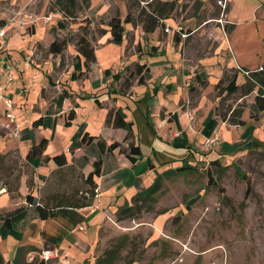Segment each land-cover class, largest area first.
I'll list each match as a JSON object with an SVG mask.
<instances>
[{
	"label": "rangeland",
	"instance_id": "374dc122",
	"mask_svg": "<svg viewBox=\"0 0 264 264\" xmlns=\"http://www.w3.org/2000/svg\"><path fill=\"white\" fill-rule=\"evenodd\" d=\"M56 1L0 0V25L7 27L8 50L13 51V55L19 49L26 50L29 45L24 62L33 64L34 56H42L44 60L48 55L49 51L45 49L47 44L66 40L74 49L79 38L86 33L91 46L96 49L97 63L101 68L119 67V61L125 54L121 68L129 74L135 70V65L130 63L138 61L133 60V55L137 53V46H142L141 41L150 46L158 45L163 47V57L144 55L146 62L154 68L152 83L164 78L161 69L167 65L178 70V74L181 68L186 69L188 74L186 78L181 75V79L188 80V86L178 84L181 80L178 82L176 77L171 81L176 83L179 92L183 91L182 94L185 95L187 90L190 92L185 115L190 121V130L200 131L196 105L202 95L204 100L200 109L204 110L207 96L212 90L214 96L221 99L217 111L227 121L228 127L223 136L218 132L215 137L218 140L212 146L207 145V140L204 143L202 140L194 142L193 137L188 142L161 141L160 138L156 139L145 119L136 112L137 104L131 103L129 98H121L126 101L121 103L126 107L128 119L135 124L141 138L140 147L145 154L153 151L152 146L163 153V157H154V169L162 173L187 161L197 170L165 178L154 211L143 212L136 219L123 222H118L115 214L101 232L92 264H97L100 257H110L112 251L118 252L113 255L112 264H264V114H258V121L251 118L256 114L255 93L244 96L239 91L229 96L224 92L226 84L215 89L218 80L231 76L233 72L240 73L239 83H243L246 76L244 71L237 69L239 65L253 71L264 64V0H90L87 3L78 0L74 17H66L64 13L56 11ZM167 2L175 4V10L168 19L161 21V27L150 37L142 29L145 17L161 8L166 10L163 4ZM52 14L60 17L51 18ZM128 15L134 21L125 24ZM116 16L120 17L125 29L122 45L109 41V23ZM230 24H234L235 29L229 33L227 28ZM101 30L108 31L100 35ZM9 35L12 36L10 40ZM176 36L184 44L182 52L175 45ZM145 42L143 46L147 47ZM160 43H167V46ZM159 47L154 51H158ZM200 58H204L201 64ZM161 59L166 62H159ZM199 73L207 81L198 79ZM6 75V83L0 84V108L3 107L0 110L5 117L10 111L3 100L8 96L6 85L14 81V75ZM9 77L13 79L10 81ZM153 87L154 84L149 88L138 86L136 91L138 95L145 93L153 96ZM168 89L164 85L161 91L166 95ZM162 95L160 98L164 99ZM165 97L168 99L171 96ZM174 101L176 105L179 104L176 99ZM150 105L151 121L159 125L160 115L153 118L158 101ZM238 119L248 121L239 133L233 129L235 125L231 122ZM8 124L10 122L4 124L0 120V194L4 192L14 203H19L26 201L30 194L44 200L47 196L66 190H88L72 171L65 170L63 175L54 171L44 179L40 177L15 142L19 139L17 124H14L15 127ZM167 131L163 130L162 137H168ZM219 142H222V148L218 149L220 158L217 155L206 157L204 153L215 154ZM216 158L219 166L211 163ZM45 170L42 173H46ZM209 171L217 186L209 184ZM152 174L156 175L155 170H152ZM244 176L252 182L253 190L248 199ZM115 195L119 197L117 206L126 202L120 191ZM13 209H1L0 218ZM32 248L20 255L17 263V250L14 257L5 259L3 256L4 264L40 263L44 260V252Z\"/></svg>",
	"mask_w": 264,
	"mask_h": 264
},
{
	"label": "crops",
	"instance_id": "0c3cea01",
	"mask_svg": "<svg viewBox=\"0 0 264 264\" xmlns=\"http://www.w3.org/2000/svg\"><path fill=\"white\" fill-rule=\"evenodd\" d=\"M54 17L60 16L52 14L51 18ZM234 29L235 25L229 33ZM107 31L101 30L100 35L106 34ZM156 31L149 34L150 37L155 35ZM11 37L9 35V40ZM23 39L25 40L24 37ZM109 41L113 42L111 32ZM143 42L145 41H141V52L137 51L133 55V60L138 61L130 63L135 65V68L139 64L147 65L149 69L148 74L145 75V80L139 83L138 76L132 77L135 70L128 74L121 68L125 54L119 61L121 64L119 67L111 66L104 70L96 61L92 65L91 71H87L84 58L79 55L78 46H74L73 49L68 41L61 53L51 52L52 43L47 44L45 49H48V55L44 60L42 56H34L35 63L33 64L24 62V54L29 51V45L26 50L19 49L15 52L16 55H13V51L8 50L9 43L7 41L6 51L0 53V64H3L0 70V84L6 83L8 76L6 74L14 75V81L6 85V93L13 102L15 124L19 129V139H16L15 142L19 144L20 150L26 158L34 146L43 141L47 142L42 156L32 162H27L36 169L40 177L45 178L59 169L52 158L64 154L68 162L67 167L75 166L86 177L94 171V163L101 162L102 175L97 179V196L92 206L81 209L61 208L57 211L56 217L48 220H42L36 206L28 204L27 199L14 203L8 194L4 192L0 194V210L14 208L12 211H15L17 208L20 209V212L12 217L10 227L3 222L0 223V251L5 259L14 257L19 247H35L42 253L58 250L59 257L45 261L46 264H63L62 260H67L66 264H92L101 240V232L113 220L118 208L127 202L130 203L136 194L149 188L157 174L161 173L156 168L153 169L152 166L154 165V157L159 155L163 157V153L157 152L156 147L152 146L153 151L148 155L145 154L140 147L141 138L135 130V124L128 119L126 107L121 103V101H126L121 100V98H129L131 103L137 104L136 112L145 119L147 125L155 133L156 139L160 138L161 141L185 140L188 142L193 137L194 140L192 141L202 140L204 143L205 140L215 139L218 132H221L222 136L227 132L225 130L228 128L227 121H224L217 111L221 105V99L214 96L213 90L207 96L204 110L200 109L204 100L202 95L198 105H196L200 131L190 130V121L188 117L185 118L190 103V92L187 90L185 95L182 94L183 91L179 92L176 83L171 81L176 77L178 82L181 80L178 84L184 83V86H188L186 84L188 80L185 79L188 72L185 68H181L178 74V70L174 69L173 66L167 65L165 69L160 67L164 73V78L160 82L152 83L154 68L146 62L144 55H161L163 47L151 43L150 46L146 42L148 46L144 47ZM160 44L167 46V43ZM175 45L180 48L181 52L183 51L184 44L179 36L175 38ZM158 47L159 50L154 51ZM149 49H151L150 52ZM94 50L96 51V49ZM164 54L166 53L164 52ZM203 59L200 58V64ZM159 62L166 61L161 59ZM238 68L243 71L247 70L240 65ZM107 70H109L108 73ZM225 70L233 71V69ZM181 75L185 78L181 79ZM239 75L240 73L237 83L242 86L245 80L240 84ZM197 77L202 82L207 81L202 78L200 73ZM127 79L130 82L128 89ZM166 82L168 83L165 84ZM151 84H154L155 93L153 96L145 93L138 95L136 91L138 86L149 88ZM164 85L169 87L166 95L171 97L168 99L165 97V93L161 91ZM205 90L203 89V91ZM161 95L164 96V99L160 98ZM184 96H186L185 100ZM174 99L179 102L178 105L175 104ZM155 100L156 103L158 101V107L153 118L160 115L159 125L151 121L150 110H152V106L150 103ZM94 104L96 105L94 106ZM111 110H122L126 115V121L132 123L133 135L128 140V132L125 129L116 128L107 122ZM72 111H74L75 116L70 119L69 115ZM0 120L4 124L10 122L7 117L2 115L1 110ZM242 121L244 124L248 123L247 120L243 119ZM8 125L15 127L14 124ZM241 127L243 125H235L233 129L239 133ZM166 129H168V137L164 138L162 137L163 130ZM158 130L160 131L159 134H157ZM194 134L196 138H194ZM85 135L94 137L95 140L88 145L84 144ZM99 141L105 143L107 147L113 143L120 144V147L114 151L103 153L99 147ZM131 144L141 148L142 155L137 158L136 163H133L124 153V151L129 150ZM183 144L185 145V142ZM218 144L220 146L215 148V154H212V157L217 155L220 158L218 149L219 147L222 148V142ZM97 147L102 154L99 153ZM150 163L153 165L151 166ZM43 169H46V173H42ZM152 170H155V176H153ZM118 191L124 194L126 202L117 206L119 197L115 194ZM37 196L35 195V197ZM130 197H132L131 200H129Z\"/></svg>",
	"mask_w": 264,
	"mask_h": 264
},
{
	"label": "trees",
	"instance_id": "16d2710c",
	"mask_svg": "<svg viewBox=\"0 0 264 264\" xmlns=\"http://www.w3.org/2000/svg\"><path fill=\"white\" fill-rule=\"evenodd\" d=\"M85 3L89 2L90 0H83ZM79 3L78 0H57L54 3V9L56 11H60L64 13L66 17H74L75 12L77 10ZM165 8H161L154 12L153 14H147L145 20L142 24V29L146 34L154 33L159 27H161V21L166 20L170 17V14L175 10V4L171 2H167L163 4ZM133 19L131 16H127L124 20L125 24L133 23ZM110 32L112 36V41L117 44H121L123 42L124 37V26L123 22L119 16L112 18L109 23ZM234 28V25H230L227 28L228 31H231ZM67 46V41L63 40L61 42L54 41L50 46V51L53 53H61L63 49ZM78 52L81 57L84 58V65L87 71H91L92 65L96 63L97 58L95 54V50L91 46V43L88 39L86 33H84L78 40L77 43ZM137 51L141 52L140 45L137 46ZM79 56V57H80ZM262 69V70H261ZM245 72H249V75H245V83L242 86H239L237 83L238 74L239 72H233L231 76H226L221 79L216 85L215 89L220 88L222 85H225L224 92H226L229 96L237 94L239 91L242 92L244 96L256 94L255 95V115L253 114L251 117L258 121L259 117L258 114H264V64L255 71L244 70ZM109 70H107V73ZM149 69L147 65H137L135 68V72L132 75L139 77V83L145 80V75H147ZM131 77V78H132ZM127 89L130 86V82L126 80ZM75 116L74 111H72L69 115V118L72 119ZM240 117V116H238ZM222 118V117H221ZM107 122L109 124H113L116 128H123L128 132L127 140L133 135L132 123H128L126 121V115L122 112V110H111L108 115ZM233 125H244V121L238 119L237 121H231ZM95 140L94 137H90L85 135L83 138L84 144H90ZM251 144V143H250ZM249 144V145H250ZM47 145L46 141H43L41 144L34 146L29 154L27 155V160L32 162L34 159H37L42 156L44 153V149ZM99 147L101 151L104 153L106 151H114L120 144L113 143L109 147L106 146L105 143L99 141ZM251 147V146H248ZM190 149V148H189ZM127 157L133 162H137V158L142 155L141 148L139 146L130 145L128 151H124ZM207 157L212 155L211 152L204 153ZM54 163L59 167L55 172L59 175H63L65 170L72 171L73 173L77 174L79 179H81L85 186L88 187V190L79 191H63L56 194H52L51 196H47L44 200L35 197L34 195L30 194L26 197L28 204L35 205L37 211L39 212L40 218L42 220H48L51 218L56 217L57 211L61 208H72V209H81L92 206L95 198L97 196V188L98 183L97 179L102 175V163L95 162L93 167L94 171L90 173L87 177L82 174L75 166H69L64 154L57 155L52 158ZM212 165L219 166L220 162L218 158L212 160ZM152 166L153 164L150 163ZM154 169V165L152 166ZM197 170L196 166H192V164L185 161L182 166H179L174 169H169L164 171L163 173L157 174L156 179L152 182L151 186L146 190L139 192L136 194L132 201L129 203H125L123 206L119 207L116 212V218L118 222H123L128 219H136L139 217L143 212H152L154 211V205L157 202V195L163 189V181L165 178H168L172 175L180 176L184 174L193 173ZM209 184L211 186H217L216 180L213 174L209 171ZM44 179V178H43ZM247 184L246 190V198L250 197L252 193V182L249 178L244 176ZM19 210H15L12 212L7 213L4 218H0V223H4L5 225L10 227V221L12 217L19 213ZM28 249H33L32 247H19L17 249V255L15 262L17 263L18 258L20 255L24 254L25 251H29ZM118 252L112 251L110 257H100L97 261V264H112L113 255L117 254ZM115 257V256H114ZM0 264H4V258L0 251ZM38 264H46L44 260H42Z\"/></svg>",
	"mask_w": 264,
	"mask_h": 264
},
{
	"label": "built area",
	"instance_id": "2783aa9c",
	"mask_svg": "<svg viewBox=\"0 0 264 264\" xmlns=\"http://www.w3.org/2000/svg\"><path fill=\"white\" fill-rule=\"evenodd\" d=\"M188 35H185L184 37H187ZM7 39H8V32H7V27H3L0 25V53L6 51L7 49ZM240 71H243L241 68H238ZM262 70V69H261ZM245 75H249V72H245ZM13 79V77H9V80L11 81ZM2 92V89L0 87V93ZM6 106L9 108V112L6 114L7 119L10 121V124H15L16 123V117L13 114V102L9 99V98H3ZM9 126V125H8ZM218 140V138L215 139H208L207 140V145L208 146H212L216 141ZM44 261H47L49 259L52 258H58L59 257V252L58 250H54V251H47L44 252ZM63 264L67 263V260H62Z\"/></svg>",
	"mask_w": 264,
	"mask_h": 264
}]
</instances>
